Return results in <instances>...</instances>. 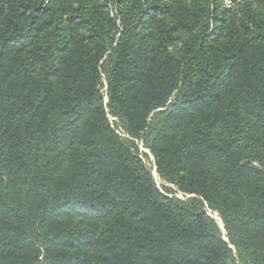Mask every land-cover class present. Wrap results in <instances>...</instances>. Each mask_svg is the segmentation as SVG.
I'll return each instance as SVG.
<instances>
[{
  "label": "trees",
  "instance_id": "16d2710c",
  "mask_svg": "<svg viewBox=\"0 0 264 264\" xmlns=\"http://www.w3.org/2000/svg\"><path fill=\"white\" fill-rule=\"evenodd\" d=\"M0 264H264V0H0Z\"/></svg>",
  "mask_w": 264,
  "mask_h": 264
},
{
  "label": "rangeland",
  "instance_id": "374dc122",
  "mask_svg": "<svg viewBox=\"0 0 264 264\" xmlns=\"http://www.w3.org/2000/svg\"><path fill=\"white\" fill-rule=\"evenodd\" d=\"M236 1V3H234ZM240 0H215V3L219 6L222 7L223 9H227L230 8L232 6H236L238 7ZM110 123H112V126L114 128H116V125L114 123V120L109 118ZM117 133H119V131H117ZM139 148V156L141 158V160L143 161V164L145 166V168L147 169V171L151 174L153 180L155 181V183L157 184V186L164 192L167 193V195L169 196H173L179 199H186L188 198L187 196H184V194L180 193L174 186L166 183L163 179H161L159 177V175L156 172L154 163H153V158L151 157L150 154H148L147 151L144 150V148H142V145L139 144L138 145ZM168 190V191H166ZM209 213V212H208ZM210 217L217 223L218 227L220 228V230L222 231V233H224L223 231V226L219 220V218L217 217L216 214H212L209 213Z\"/></svg>",
  "mask_w": 264,
  "mask_h": 264
},
{
  "label": "built area",
  "instance_id": "2783aa9c",
  "mask_svg": "<svg viewBox=\"0 0 264 264\" xmlns=\"http://www.w3.org/2000/svg\"><path fill=\"white\" fill-rule=\"evenodd\" d=\"M210 213V212H209ZM209 213L207 212V214L209 215ZM210 216V215H209Z\"/></svg>",
  "mask_w": 264,
  "mask_h": 264
}]
</instances>
